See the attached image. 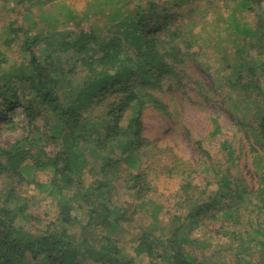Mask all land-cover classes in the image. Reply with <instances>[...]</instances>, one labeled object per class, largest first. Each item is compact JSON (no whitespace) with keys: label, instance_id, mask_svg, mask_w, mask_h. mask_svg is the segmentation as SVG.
<instances>
[{"label":"trees","instance_id":"1","mask_svg":"<svg viewBox=\"0 0 264 264\" xmlns=\"http://www.w3.org/2000/svg\"><path fill=\"white\" fill-rule=\"evenodd\" d=\"M145 1L146 7H137L134 13L126 15L118 34L103 43H98L96 35L90 31L62 33L61 51L75 55L88 72L77 98L68 106L61 103L59 96L60 78L64 73L59 58L44 51L37 57L34 49L42 41L41 36L31 35L17 22L11 24L9 32L14 37L22 35L24 52L29 57L20 71L0 74V118L6 132L23 128L25 133L12 144L0 147V178L21 183L30 171L49 173V182L38 183V187L57 200L62 223L68 227L79 223L81 231L92 228L95 233L91 237L82 235L78 242H73L66 233L67 228L59 233L33 235L25 232L16 224L18 214L23 210L13 206L14 192L9 189L4 202L0 203V264H77L79 255L87 256L97 264H206L192 256L185 246L188 243V237L184 235L186 225L198 226L212 210L220 212L222 219L238 225L241 223L240 212L249 204L254 206L253 212L258 216L264 214V166L259 178L260 187L251 191L236 180L232 181L229 172L224 170L216 181L218 189L210 194V182L203 189L184 182L180 188L187 207L184 220L169 236L158 235L155 226L144 228L134 248L135 257L122 255L117 241L110 237L119 230L118 221L124 214L119 208L108 207V202L115 190L114 183L121 178L120 166L124 162L134 163L133 154L144 145V110L150 104L166 112L161 100L146 91L164 92L161 82L167 83L165 90L170 93L181 86L179 73L169 62L180 56L177 47V41L181 39L179 30L168 26L169 14L159 12L165 5ZM234 1L225 29L243 40L250 39L252 59L250 64L239 63L229 82L232 87L247 93L257 92L264 102L261 81L264 79V0ZM186 3L187 0L173 2L178 9ZM237 8L252 13L254 24L241 22L236 15ZM89 52L97 53V57H88ZM237 52L242 54L244 50ZM137 78L142 80L140 85ZM111 93L116 99L108 103L104 116L91 119L85 115L86 109L105 103ZM17 108L24 112L21 120L15 111ZM126 112V122L121 125L120 115ZM39 119L47 129L44 136L36 125ZM97 121L100 124L97 125ZM215 125L212 135L220 132ZM247 134L255 155L264 152V115ZM51 143L56 146L55 151L46 149ZM196 144L202 148L200 141ZM226 152L225 155L230 156ZM88 156L100 162L89 169L93 180L89 186L83 179ZM128 190L137 196L149 190L141 171L131 174ZM197 196L199 201L194 200ZM71 202L87 205L86 224L81 225L78 218L71 215ZM104 227L107 233H100ZM253 232L262 253L257 264H264V226Z\"/></svg>","mask_w":264,"mask_h":264},{"label":"rangeland","instance_id":"2","mask_svg":"<svg viewBox=\"0 0 264 264\" xmlns=\"http://www.w3.org/2000/svg\"><path fill=\"white\" fill-rule=\"evenodd\" d=\"M153 1L159 6L165 5L159 12L169 14L168 26L178 28L180 33L181 39L177 41L180 56L169 62L176 67L181 86L170 93L165 90L167 83L161 82L164 92L146 91L161 100L166 112L147 104L142 117L144 145L133 154L134 163L124 162L120 166L121 178L114 183L115 190L108 202V207L119 208L124 214L118 221L119 230L110 237L117 241L121 254L131 258L135 257L134 248L144 228L155 226L158 235L169 236L184 220L187 207L180 193L184 182L200 189L210 182V194L218 189L217 179L228 171L232 181L251 191L260 187L264 166V152L255 155L247 134L264 115V102L257 92L247 93L229 82L239 63L250 64L252 59L250 39L243 40L225 29L229 21L227 15L235 1L187 0L180 9L173 4L176 0ZM145 3V0H0V74L18 72L28 61L22 35L14 37L9 32L11 24L17 22L31 35L41 36L42 41L34 49L37 57L44 51L59 58L64 69L59 96L61 103L68 106L77 98L88 72L75 55L61 51L62 33L90 31L96 35L98 43H103L118 32L126 15L134 13L137 7H144ZM236 15L244 24H254L252 13L237 8ZM238 49L244 52L238 54ZM87 56L96 58L97 53L89 52ZM71 69H75L74 72ZM261 81L264 85L263 78ZM137 82L140 85L142 80L137 78ZM114 99L115 94L111 93L105 103L86 109L85 115L91 119L104 116L108 103ZM15 111L19 120L24 118L22 109ZM127 116L128 112L120 115L121 125L125 124ZM215 123L220 132L212 135ZM36 125L44 136L47 129L43 121L39 119ZM24 133L23 128L6 132L0 118V147L12 144ZM196 141L202 143L201 149ZM46 147L49 151L56 150L52 143ZM226 150L230 156L225 155ZM95 165L100 162L88 156L83 176L87 186L93 181L89 169ZM140 171L145 175L149 190H144L139 197L128 187L131 174ZM50 178L49 173L38 171H30L21 183L0 178V203L4 202L9 189L14 192L13 206L23 210L16 224L27 233H59L67 228L66 233L73 242H78L82 235L91 237L95 233L92 228L81 231L79 223L71 227L62 223L57 200L38 187V183H47ZM194 200L199 201V196ZM71 207V215L77 217L81 225L86 224L87 205L71 202ZM253 209L249 204L240 212L238 225L222 219L217 210L208 212L198 226H185L184 235L188 237L185 246L192 256L206 264H257L262 253L253 229L264 226V214L258 216ZM105 229L100 233H107ZM76 263L97 264L83 255L77 256Z\"/></svg>","mask_w":264,"mask_h":264}]
</instances>
